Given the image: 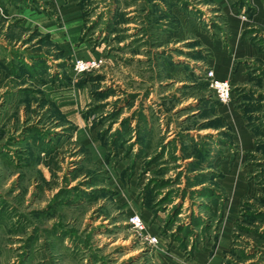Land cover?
<instances>
[{"label":"rangeland","instance_id":"obj_1","mask_svg":"<svg viewBox=\"0 0 264 264\" xmlns=\"http://www.w3.org/2000/svg\"><path fill=\"white\" fill-rule=\"evenodd\" d=\"M180 1L186 14L180 5L170 11L180 22L176 36L194 39L189 44L207 41L210 50L181 41L153 45L147 0H0V62L14 54H46L50 67L46 88L26 82L42 91L28 108L19 104L21 84L0 74V264H264V238L237 228L264 233L263 220L253 225L242 216L244 202L257 205V184L264 182V156L255 150L261 140L249 128L251 118L264 127V0L261 22H254L252 0ZM237 31L259 57L243 63L246 83L231 89L230 101L219 107L210 101L205 75L213 69L204 61L217 47L232 56L224 48ZM172 55L173 79L184 84L158 87L157 76L170 74L160 63ZM77 60H99L101 67L76 75ZM88 76L102 81L78 88ZM142 118L151 129L144 144L136 139ZM125 119L130 138L116 146L114 134L126 132ZM64 120L71 130L61 128ZM209 120L220 127L207 128ZM30 126L33 132L26 131ZM25 137L40 138L51 155L38 143H21ZM191 144L209 150L211 167L192 170L195 159L184 155ZM198 174H210L211 182L194 185ZM61 189L73 204L35 214ZM203 189L216 197L207 198ZM135 214L143 231L128 225ZM57 224L76 236L59 240L52 230ZM34 231L38 240L28 245Z\"/></svg>","mask_w":264,"mask_h":264},{"label":"trees","instance_id":"obj_2","mask_svg":"<svg viewBox=\"0 0 264 264\" xmlns=\"http://www.w3.org/2000/svg\"><path fill=\"white\" fill-rule=\"evenodd\" d=\"M147 1L150 2L149 5H151V11L149 13H147L146 19L148 22L149 31L152 32L151 33L152 44L158 45L159 48H163V46L167 47L168 44H170L173 40L172 35H174L178 31L179 26H180L179 20L172 13H170V11L173 8L178 7L180 5L181 11L184 14H186V12H187L186 8L187 7H184L186 3H184L182 5V1H180V0H147ZM117 2H118V0H117ZM160 3H163L165 5L164 9L160 7V5H159ZM79 6L81 7V10H83L84 7L82 6V4H80V2H79ZM165 8H166V10H165ZM115 14H117V13H115ZM122 16L124 18L123 22H125L126 21L125 20V14L122 13ZM165 19H167V20H165ZM108 28H109V25H108ZM168 28H170V29L168 30ZM165 30H167V31H165ZM164 34H165L166 38H168V40L165 42L163 40H161V38L164 37ZM44 38L47 39L48 37L45 36ZM44 38L38 40L37 45H35V47H33V48L34 49L39 48L40 43L43 40H45ZM28 43L29 42H26V43H24V45H27ZM188 46H190L191 48H194L195 46H197V43L194 42V44L192 43V44H189ZM38 51H40V50L37 49L36 52H38ZM58 54L59 55H58L57 59H61V57H60L61 52H59ZM14 55L15 56H13L12 60H10V61L5 60V61L0 62V74L3 75V77H5V78H12L15 82L21 84L17 87V96L19 99V104L21 103L22 105L25 106V108L26 107L28 108L30 106V103L33 102V98L35 97V95L41 94L42 91L39 90L40 88L34 87V85L33 86L25 85L26 82L28 81L29 83H33L34 81H36L40 86H44L47 83V80H45V79H47V77L49 75V67L46 63V60L39 57L40 55L29 54V58L32 61L31 65L26 63V61L24 60V58L22 56H18L16 54H14ZM163 63L168 65L171 63V61L170 60L169 61H161L160 64L163 66ZM88 74H92V72L83 73L82 75H88ZM99 78H102V77L101 76H97V77L91 76V78L89 77V78L85 79L84 81H81L80 83H78L77 87L81 88V86L86 85L89 82H91L93 84L95 82L102 81ZM157 78H156V81L160 82V76H157ZM56 80H57L56 77L50 76L48 82H50L51 84H54L56 82ZM70 83L71 82L69 81V84ZM205 84L208 86L207 81H205ZM197 89H199V88H197ZM212 98L210 97V101H212L213 104H215L219 107L223 106V104L215 97L213 91H212ZM39 101L45 102L47 104L44 97H41L39 99ZM49 105L54 107V105L51 102L49 103ZM54 109H57L56 106ZM210 111H212V110H210ZM249 118H251V117H249ZM252 119L253 118H251L249 121L251 124L249 126V128H250L251 132L253 133V135L256 137L257 141L261 140V141L256 143L255 150H256V152H259L264 156V127L260 128L257 125H253L254 123L252 124V122H253ZM67 124H68L67 121L64 120V123L61 125V128H63V130H71V127L67 126ZM130 124H131L130 119H125L121 122V128L126 129V132L122 133V132L116 131V134H114V143L116 146H118V144L120 145L123 143V141H121V140L124 136H128L127 138H130V135H128L131 132ZM139 124L141 125V128L139 130L138 129L136 130V134H137L136 139H140L141 143L144 144V141H142V138H147V139L150 138L151 137V129H149V131L147 130L148 123H147L145 118H142V120L139 121V123L137 121V126H139ZM205 124H206L205 126H207V128H219L220 127V124H218V122L214 121V120H209ZM33 128H35V127L34 126L27 127L26 131L33 132V130H31ZM36 129H38V128L36 127ZM201 129H203V128H201ZM63 133H65V132H63ZM63 133H61V134L63 135ZM12 139H14V138H12ZM118 139H119V141H118ZM30 141L33 143H38L41 146V148L45 149L47 156L51 155L52 148H50V146L48 144H43L44 141H42L40 138L38 140H36L34 138H28L27 139L25 137V139H23L21 141V143H23V142L29 143ZM189 144H190V142H189ZM148 148H149V145L147 146V149ZM184 155H185V159H195L194 163L189 164L190 167L192 168V170L201 169L202 168L201 166H203V164H205V163L207 164V167L212 166V163L210 161L211 155H210V152L208 149L207 150L205 148L199 149V147H197L196 145L191 144V145L187 146V151L184 152ZM160 156L161 155L154 157L151 161L152 162L156 161ZM249 157L255 158V157H253V155H249ZM262 164L264 166V163H262ZM262 174H264V173H262ZM209 176H210V174H208L207 176H205L203 174L196 175L195 178H199L200 180L196 181L195 182L196 184L194 183V185H199V184H204L206 182H211L212 179ZM206 177H207V180H206ZM262 180H264V179H262ZM167 184H168L167 182H162L161 186H165ZM257 185L261 190V196L256 199L257 205H251L248 201L244 202L242 205V210H243L242 216H243L245 223L253 224L254 220H263L264 221V212L260 211V208L264 209V182L258 183ZM93 191H96V190H93ZM201 192H204V193L207 192V194H206L207 198L216 197L214 192H212L211 190L203 189ZM204 196H205V194H204ZM72 200H71V197H68V196L63 197V189H61L55 195V197L53 199V203L48 205L46 210L37 212L35 214L41 215L45 211H46V213L47 212H53L59 207L69 206V205L73 204ZM256 206H258V208ZM263 224H264V222H263ZM237 228H238V231H240V232H246V233L250 234L251 236L256 235L257 237L264 238V233L259 234L256 230L257 229L256 226H252L251 228H247V227L244 228L243 226H240L239 224H237ZM59 229H60V224L54 225L53 229H52L54 231L53 236L57 235L59 240H63L66 238H71V237L76 236V233L73 230H68V231L67 230H64V231L60 230L59 231ZM44 232L47 233L49 231H44ZM59 232H60V234H59ZM250 235H248V236H250ZM27 240H28V245L35 243L38 240L37 231H34L32 237L30 239L28 238ZM257 245L260 246V245H263V243L258 242Z\"/></svg>","mask_w":264,"mask_h":264},{"label":"crops","instance_id":"obj_3","mask_svg":"<svg viewBox=\"0 0 264 264\" xmlns=\"http://www.w3.org/2000/svg\"><path fill=\"white\" fill-rule=\"evenodd\" d=\"M251 3H252V5L255 8V9L253 8L255 10L254 22H261V21L257 20V18H258V14H260V11H262L261 9L263 8L262 2L260 0H252ZM177 34H178V31L173 35V40H172V42L169 45H176L177 43L179 44V42H177V41H181L180 43H182V44L185 43L187 45V44L191 43V41L194 40V39H185V38H180V37L178 38L176 36ZM238 36H239V34H238V31H237L236 37H233L231 43L226 45L227 48H224V49L230 50L231 51L230 53H231V55L233 57L232 56L223 55L225 50L224 51H222V50L219 51L220 49L217 47V50L215 52L216 55H214V57H213V59L214 58L215 59L214 60L213 59L209 60V63H207L208 62L207 60L204 61L205 66L207 67V65L209 64V68L213 69V71L217 74L216 77L218 79H220V80H227L230 83L232 89L237 87L239 84L246 83L247 75H246L244 70L242 71L240 69L244 65L243 63L247 62L248 59L259 57V53L257 54V51L255 50L253 45L249 44L243 38H240V36L239 37ZM197 38H199V37H197ZM194 42H197V46H195L193 49L197 50V47L200 45L199 49H203L204 48L206 50H210L209 49L210 47L207 45V41H205L204 43L202 41H199V40L198 41H194ZM18 43H20V42H18ZM22 47L26 48L27 45H24ZM27 57H28V59L26 57H24V60L26 61V63L31 65L32 61L30 60L29 55H27ZM39 57L45 59L46 63L49 60L47 55L40 54ZM172 57H173V55H172ZM177 57H179V56H177ZM231 57H232V59H231ZM173 58L170 59V61H171L170 64L166 65V64L163 63V67H166V69H168L170 74H169V76L166 79H160V82L156 81L158 87L162 86V84L163 85L164 84H171V86H173V87H175L176 85L184 84V83H178L175 79H173V77H174V74H173L174 68H176V64H177L175 62V58L174 59ZM56 62H58L57 64H59L61 62V59L54 60V63H56ZM234 64H236L238 68H236V66H235L236 69H233ZM47 65H48V63H47ZM194 71H196V70H194ZM34 82H36V81H34ZM46 87H47V84L44 85L43 87H41V89H44ZM53 89H54V87H53ZM245 137L250 142L252 141L250 137H248V136H245Z\"/></svg>","mask_w":264,"mask_h":264},{"label":"built area","instance_id":"obj_4","mask_svg":"<svg viewBox=\"0 0 264 264\" xmlns=\"http://www.w3.org/2000/svg\"><path fill=\"white\" fill-rule=\"evenodd\" d=\"M242 20H245V16L242 15ZM101 67V62L99 60H77L73 64V72L76 75H81L83 73H90L98 70ZM205 79L208 82L209 88L213 91L215 97L224 105L230 101L231 98V85L226 80L218 79L212 70H209ZM128 225H130L135 231L140 232L144 230V223L139 215H131L128 218ZM148 242L151 244L157 243L156 238H147Z\"/></svg>","mask_w":264,"mask_h":264}]
</instances>
